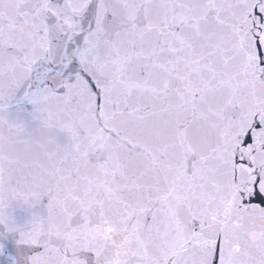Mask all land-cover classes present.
<instances>
[{"label":"snow or ice","instance_id":"1","mask_svg":"<svg viewBox=\"0 0 264 264\" xmlns=\"http://www.w3.org/2000/svg\"><path fill=\"white\" fill-rule=\"evenodd\" d=\"M0 264H264V0H0Z\"/></svg>","mask_w":264,"mask_h":264}]
</instances>
